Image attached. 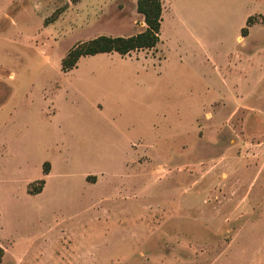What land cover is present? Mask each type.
<instances>
[{"label": "rangeland", "instance_id": "rangeland-1", "mask_svg": "<svg viewBox=\"0 0 264 264\" xmlns=\"http://www.w3.org/2000/svg\"><path fill=\"white\" fill-rule=\"evenodd\" d=\"M163 4L0 0L3 264H264V0Z\"/></svg>", "mask_w": 264, "mask_h": 264}, {"label": "trees", "instance_id": "trees-1", "mask_svg": "<svg viewBox=\"0 0 264 264\" xmlns=\"http://www.w3.org/2000/svg\"><path fill=\"white\" fill-rule=\"evenodd\" d=\"M137 11L144 17L146 29L136 35L129 37L122 36H99L93 40L75 46L63 60V70L70 71L77 66L80 58L84 56L97 55L101 53H118L122 56L130 55L134 51L153 50L160 43L163 23V0H137ZM252 18H249L247 25H250ZM247 28L242 32L246 33ZM47 163L44 168L45 175L49 174ZM94 183L96 181H93ZM41 193L45 180H41ZM5 249L0 245V264H3Z\"/></svg>", "mask_w": 264, "mask_h": 264}, {"label": "crops", "instance_id": "crops-1", "mask_svg": "<svg viewBox=\"0 0 264 264\" xmlns=\"http://www.w3.org/2000/svg\"><path fill=\"white\" fill-rule=\"evenodd\" d=\"M164 12H166V10H165V7H164V4H163V16H164ZM163 22H164V17H163ZM162 29H163V23H162ZM144 31V30H143ZM142 32V31H141ZM138 34V33H137ZM162 34V33H161ZM133 35H136V34H133ZM132 36V35H131ZM161 37V36H160ZM160 41H161V39H160ZM160 44V43H159ZM158 44V45H159ZM157 48V47H156ZM154 50V49H153ZM143 51V50H142ZM3 102H5L4 101V99L3 100H0V106H1V104L3 103ZM53 170V169H52ZM52 170H51V172H52ZM51 172H49V174H47V175H45V176H49L50 174H51ZM45 184H46V181H45Z\"/></svg>", "mask_w": 264, "mask_h": 264}]
</instances>
